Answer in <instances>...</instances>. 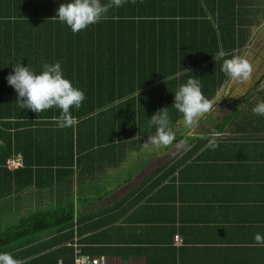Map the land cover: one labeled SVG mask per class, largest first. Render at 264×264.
Here are the masks:
<instances>
[{"label": "crops", "instance_id": "1", "mask_svg": "<svg viewBox=\"0 0 264 264\" xmlns=\"http://www.w3.org/2000/svg\"><path fill=\"white\" fill-rule=\"evenodd\" d=\"M162 1L172 10L183 5L178 20L192 15L188 20L200 23L203 0ZM248 4L236 19L237 33L244 31L236 55L249 62V79H229L215 97L207 92L213 107L191 126L173 106L178 88L204 66L196 59L199 48L180 44L190 28L176 34L167 25L165 34L178 42L167 39L157 49L126 44L121 29V42L100 52L98 77L83 71L74 81L75 72L67 73L89 102L60 127L57 117H47L51 109L22 110L6 81L18 60L36 73L49 64L44 36L57 31L25 30L16 38L22 34L0 25V97L9 103L13 96L14 113L42 117H14L5 122L12 127L0 131L19 145L65 142L67 153L73 149L61 168L35 165L30 174L9 169V160L2 166L18 174L0 180V253L19 264H74L69 243L77 239L85 255L107 264H264V247L254 241L257 233L264 236V116L252 111L264 102V0ZM206 16L214 22V11ZM206 77L213 90L214 78ZM165 108L175 140L145 147L156 132L148 120ZM63 210L73 211L70 225L55 224L53 215ZM34 213H47L53 226L33 233L24 218Z\"/></svg>", "mask_w": 264, "mask_h": 264}, {"label": "trees", "instance_id": "2", "mask_svg": "<svg viewBox=\"0 0 264 264\" xmlns=\"http://www.w3.org/2000/svg\"><path fill=\"white\" fill-rule=\"evenodd\" d=\"M203 1L200 23L188 20L192 15H183L181 17L182 21L178 20L177 15L184 14V12L180 13L176 11H179V8H183V5L178 6L180 5L178 2L173 5L177 9L172 10V4L164 3L162 0H124L121 7L110 8L100 22L89 26L86 30L73 34L58 20H53L56 16V9L65 0H42L41 2H37L36 0H0V25L3 23L7 24L9 29L16 30L17 33L22 34H16V38L23 37V34L27 32L25 30H30L33 33L43 29L56 30L57 33L52 36H44L45 42L47 41L48 43L49 64L59 62L65 77L68 72H75L74 81L80 80L83 71H86L88 74L92 73V75L98 77L99 67L96 64L99 65L101 60H103L100 52L106 45H116L121 42V29H123L124 35L122 37L126 41V44L141 45L143 42H148V44L154 46V49H157L160 44H165V40L167 39L172 44H177L178 42L173 34H165L167 25H169L170 29H175L176 34L181 31V27H185V29L190 28L191 32L180 41V44L188 45V49L193 46L200 49V54L196 59L198 61L201 60L204 66L201 68V77L198 73L196 77L200 79L199 84L203 95L206 96L207 92L211 90L214 91L215 97L216 90L229 81V78L221 70L223 61L230 59L232 56H237V46H241V41L243 40L242 35L244 31L239 30L237 33L236 30L242 29V26L237 28V16L242 15V9L254 0H213V3L212 0ZM101 3L107 4L109 0H101ZM199 6L193 5V10H199ZM208 11H214V22L207 19L206 15ZM32 15H36V17ZM193 16L198 18V13H193ZM13 17H16V20L11 22L10 20ZM9 22H11V25H9ZM192 22L196 24L193 25ZM192 28L196 29V31L192 32ZM148 33L151 36L147 35ZM194 33L197 34L194 35ZM35 35L36 39H38L37 37L41 38L37 34ZM220 51L226 52L227 55L214 60L213 57H216ZM155 55L156 53H154V60L156 61L157 56ZM91 66H93L92 69H90ZM209 74L214 78L213 90L209 89L210 83L207 81L208 77H206ZM12 97H8L9 103L4 102L6 98L0 97V126L9 129L12 125L5 122L14 117L17 120L20 118L27 120L42 118L39 116H28L26 118L24 117L26 115L14 113L15 107L11 106L14 101ZM206 99L210 100L209 97H206ZM87 102L89 101L85 98L81 106ZM94 107L92 108L93 110L88 112L95 111ZM53 109L50 112L47 111V113L49 112L47 117L49 119L57 117L56 119L59 120L61 115L60 110L57 109L59 115L53 116ZM79 109H72V119L80 115ZM24 124L28 125L27 122ZM0 142H3L2 146H0V180L5 173L10 175L11 178L14 175L16 176L17 172L23 173L26 171V173L33 174L35 165H41L42 168L58 165V168H61L66 165V162H63L66 158L71 156L73 159L72 146H70L71 152L67 153L68 148L65 142L49 143L53 147L45 143H42L41 146H39L40 144L38 146L34 144L31 146L26 144L19 145L17 137L13 138L10 134H4L3 131H0ZM48 155L54 158V162L49 163L47 159ZM18 156H21L23 159L24 169H18L15 174H9L8 172L10 171L7 168H2V166L5 167L7 160L17 158ZM34 159H38L37 162H33ZM63 211L60 215H53L54 218L57 217V220H54L56 225H70L72 223L74 219L73 211L69 213L65 210ZM47 217V213H34L24 219L27 224L30 223L32 225V229L30 228V230L34 233L53 226V223L46 220ZM47 219L51 220L50 218ZM19 228L17 227L16 229Z\"/></svg>", "mask_w": 264, "mask_h": 264}, {"label": "clouds", "instance_id": "3", "mask_svg": "<svg viewBox=\"0 0 264 264\" xmlns=\"http://www.w3.org/2000/svg\"><path fill=\"white\" fill-rule=\"evenodd\" d=\"M124 0H65L56 9L58 20L73 34L86 30L89 26L100 22L112 7H121ZM220 51L214 60L226 56ZM16 61V60H15ZM222 72L233 82H242L249 79L251 67L247 59L241 56H232L225 59ZM197 78H190L182 84L174 95L175 109L182 114L185 125L191 126L196 117L203 116L213 107L205 98ZM8 86L16 93V104L22 110L39 113L48 109L60 110L59 126L65 127L72 123V109H79L85 99L84 92L75 87L64 75L59 62L43 65L39 73L29 66H23L20 60L12 65V72L6 77ZM253 113L264 116V102L258 103ZM150 126L155 127L154 136H148L145 147L153 145L157 148L168 146L175 140V132L170 126L167 108L156 112L150 120ZM255 246L264 247V236L257 233L254 236ZM0 264H19L9 253H0Z\"/></svg>", "mask_w": 264, "mask_h": 264}, {"label": "built area", "instance_id": "4", "mask_svg": "<svg viewBox=\"0 0 264 264\" xmlns=\"http://www.w3.org/2000/svg\"><path fill=\"white\" fill-rule=\"evenodd\" d=\"M7 167L9 169H18L21 167H24L23 159L21 156H18L17 158H13L8 161ZM70 247H73L75 250L74 254V264H107L105 259H96L91 258L83 253V249L80 246L77 239H75L73 242L69 243Z\"/></svg>", "mask_w": 264, "mask_h": 264}]
</instances>
